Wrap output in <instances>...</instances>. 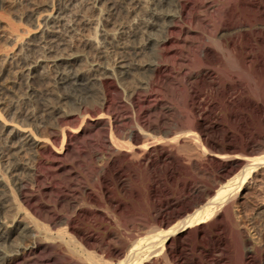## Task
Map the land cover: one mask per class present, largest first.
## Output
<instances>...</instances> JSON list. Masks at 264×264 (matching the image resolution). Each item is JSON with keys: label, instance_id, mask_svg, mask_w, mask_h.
<instances>
[{"label": "bare ground", "instance_id": "bare-ground-1", "mask_svg": "<svg viewBox=\"0 0 264 264\" xmlns=\"http://www.w3.org/2000/svg\"><path fill=\"white\" fill-rule=\"evenodd\" d=\"M58 1L17 63L52 82L0 117V264H264L234 211L264 182V0Z\"/></svg>", "mask_w": 264, "mask_h": 264}, {"label": "rangeland", "instance_id": "rangeland-1", "mask_svg": "<svg viewBox=\"0 0 264 264\" xmlns=\"http://www.w3.org/2000/svg\"><path fill=\"white\" fill-rule=\"evenodd\" d=\"M86 1L88 0H83V1L71 0L72 5L71 4L69 5L70 11L67 10L68 17L72 19L75 18V14L78 13L76 11H79V12L81 11L84 14H89L88 13L89 10H87L89 9V1L88 2ZM218 1L227 3L226 2L227 0H218ZM49 2H51V0H0V117H2V119L4 120H7L8 122H11V119H10L11 114L9 113L12 109H17V108L24 109L25 107L29 106L28 104L31 102L30 101L31 87H36V88L39 87L42 89L46 87L47 84L52 82L48 80L49 83L47 82L46 84L47 80H43L41 83V80L40 79L38 80V77L30 80V78H26V76L21 74L20 69L18 68V65H17L20 57L27 56L28 54H31V53H32L31 55L34 54L37 56H41L43 55V53H45V51L50 46V44L47 42L43 41L40 43V41H38V31L40 29L39 25L42 26V24H41V19L37 18V14L40 15V14L48 13L54 7L57 8L59 6L58 0L52 3H49ZM190 3H191L190 7L193 8L194 6L193 0H190ZM71 11H74L75 13L73 12L74 13L73 14ZM68 12L70 14H68ZM34 13H36L35 16L33 15ZM213 17L214 15L211 17L209 15L206 16V18L208 19H214ZM185 25H187V23H185ZM63 31L65 33H62ZM76 31L74 30L71 33L70 31H67L64 29L62 31L60 30L59 34L63 39L69 42L72 39L73 40L75 39L74 42L76 43L80 39H83L85 36H87V34L89 35V33L92 32V30H89V31H86L87 33L84 32L85 33L84 34L80 30H76ZM77 33H79V36ZM75 37L76 38L81 37V38L76 39ZM73 40L70 43L74 44ZM106 49L107 50L110 49V51H112L114 48L107 47ZM40 50L42 53L40 52ZM190 51H186V52L184 51L185 53H183L182 51V53L185 56L183 54L182 55L186 58H190L191 56L192 58L190 59H193L194 53L192 50ZM82 52L84 51H80V53ZM53 54L54 55L59 54V50L57 51V53H53ZM83 54H85V52ZM142 55H145L146 57L150 56L149 52H144ZM46 67L47 65L38 67L36 71V75H39V74L41 75L42 73L43 74L48 73V75L52 77L54 74L52 73L53 71L50 69V67H47L48 69ZM237 81L238 79L236 77L235 78L233 77V79H231L230 77L228 79V82H232V83H236ZM234 92L232 91L227 97L231 100L237 101L241 95L238 90L236 91L237 93L239 92L238 94ZM233 93L236 96V98L234 95L231 97ZM212 100L216 101L217 99L212 98ZM258 100L259 99L257 98V101ZM259 102L261 101L259 100ZM214 112L215 113L217 112V114H220V115L223 114V110H221L220 108L215 109ZM262 113L264 114V112ZM262 181L259 182V180H255V181L251 180L245 187V191L243 192L244 195L242 194L241 196V202L243 201L244 205L242 207H240L241 206L240 205L234 208L235 214L239 215L238 217L241 216V217H244L245 219L248 218V220L250 218L252 222L254 220L260 222V223L257 222V224L255 223L257 227L256 225H254L253 227L250 228L251 238L254 241L258 240L257 238L258 229L257 228H259L260 224H262L263 222V220L259 218L263 217L264 219V215H263L264 213V182L262 183ZM246 204L247 205L249 204V205L247 206ZM251 207H253L254 209ZM247 209L248 210L250 209V211H248ZM261 215L263 216L261 217ZM252 222L251 224H253ZM254 227L257 229V231L256 229H254Z\"/></svg>", "mask_w": 264, "mask_h": 264}]
</instances>
